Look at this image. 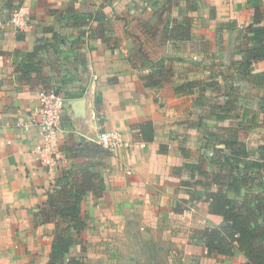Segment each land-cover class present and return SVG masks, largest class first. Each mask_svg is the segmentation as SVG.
<instances>
[{
    "label": "crops",
    "instance_id": "0c3cea01",
    "mask_svg": "<svg viewBox=\"0 0 264 264\" xmlns=\"http://www.w3.org/2000/svg\"><path fill=\"white\" fill-rule=\"evenodd\" d=\"M196 1L203 9L208 6L215 12V18L200 30L207 38H213L219 24L247 27L253 22L256 6L264 15V0ZM66 2L0 0V264L48 263L54 226L35 225L33 211L45 201L46 191L62 170L95 158L101 163L97 169L104 192L98 198L88 193L81 204L87 219L81 235L86 238L88 250L84 264H94L96 259V264L103 263L109 257L107 252L116 250V239L133 226L152 238L160 235L177 239L175 245L183 249L185 261L197 259L206 253L202 244L204 229L219 228L222 218L208 212L205 187L194 183L203 177L191 173L185 165L203 163L209 175L220 170L208 171L206 161L201 162L206 159L204 151H192L195 149L185 146L181 139L186 125L185 93L177 94L174 84L145 86L124 44L107 47L90 33L97 26L95 21L78 28L85 32L82 36L68 34L72 44L66 41V47L59 43V47L67 48L61 58L57 44L49 45L56 36L51 32L65 24L69 32H76L78 27L71 20L59 19ZM19 6L27 10L28 24L22 31L10 21L12 10ZM117 38L120 42L123 35ZM36 46L41 49L31 55ZM75 51L82 55L83 63L75 57ZM26 66L30 70L23 77ZM252 69L264 72V59ZM50 86L65 97L52 168L41 165L31 152L40 141L37 128L16 126V121L37 109L39 88ZM146 121L154 126V137L149 142L141 140L138 129ZM253 127L255 131L246 133L244 139L238 137L248 152L250 143H264V128L258 124ZM102 129L119 132L121 144L113 150L101 146L100 157L79 150L86 142L97 143ZM259 132L261 136L255 139ZM210 189L215 190L216 185L211 183ZM90 249L103 252L91 253ZM78 251L76 248L72 256ZM210 256L216 263L220 259L223 264L246 262L238 251L232 258L214 252Z\"/></svg>",
    "mask_w": 264,
    "mask_h": 264
},
{
    "label": "rangeland",
    "instance_id": "374dc122",
    "mask_svg": "<svg viewBox=\"0 0 264 264\" xmlns=\"http://www.w3.org/2000/svg\"><path fill=\"white\" fill-rule=\"evenodd\" d=\"M187 5H195V8L188 10ZM70 7L80 14L94 13L101 8L109 15L112 20L111 40L115 41L117 35H123L125 42L122 40L118 43L127 47L130 63L140 75L150 72L161 80L162 85L174 84L175 87L195 81V87L190 94H185L183 102L187 126L185 125V133L181 139L185 146L191 145V149H195L192 151H197L196 148L204 151V164L208 171H218L221 167V161L215 163L212 158L214 155L211 157L213 142L219 136L224 138L236 132L239 139H244L246 133L255 131L253 126L258 124L264 128V85L256 86L251 77L243 78L238 65L240 50L245 45L244 28L219 24L214 28L213 38L200 34L201 28L208 25L207 21L215 18L211 7L207 6L204 10L196 0H67L65 9ZM65 9L60 12L59 18L68 21V16L73 14H65ZM171 21L181 23V32L176 36L183 39H167L162 34L163 27H168ZM67 26L65 24L57 32H51L56 36L49 42L50 46H58L63 42L67 47L66 41L72 44L68 40V34L72 33L70 35L74 37L85 34L78 29L80 26L76 30V27L72 28L76 32H69ZM59 49L62 58L67 48ZM75 52V57L83 63L82 55ZM254 73L261 72L255 69ZM51 89L57 91L58 88ZM188 91L186 88L185 92ZM235 93L239 95L235 108L226 112L222 108L225 96L228 95V100L233 99ZM243 109H248L246 119L242 118ZM260 132L254 135L255 139H258V135L261 136ZM249 141L252 142L253 138ZM257 142L253 145L258 146ZM253 145H249V157L259 159L262 154L258 149H253ZM84 231L85 229L69 251L72 256L74 250L79 248L78 257L81 255V245L84 244L85 257L82 264L86 263L84 261L88 252L86 238L81 236ZM176 241L173 237L160 235L152 238L134 226L127 227L124 235L116 239V250L108 251V259L105 258L100 264H223L222 259L216 263L214 257L208 256L206 251L197 259L185 261L183 249L175 245ZM90 252L103 251L90 249ZM233 255L234 253L230 257ZM97 261L96 259L94 264Z\"/></svg>",
    "mask_w": 264,
    "mask_h": 264
},
{
    "label": "trees",
    "instance_id": "16d2710c",
    "mask_svg": "<svg viewBox=\"0 0 264 264\" xmlns=\"http://www.w3.org/2000/svg\"><path fill=\"white\" fill-rule=\"evenodd\" d=\"M193 8L195 5L193 7L187 5L188 10ZM68 12L73 16H68L67 19L77 26H86L90 21H95L97 26L90 33L100 38L107 47H116L118 38L115 41L111 40V21L101 8L94 13L80 14L70 7L66 9L65 14H69ZM180 27V22L171 21L168 27H163L162 34L167 39H183L176 36L181 32ZM244 32L245 45L240 50L241 57L238 62L242 77L245 79L251 77L256 86L264 85V73L255 74L252 69L256 62L264 59V15L260 7L254 8L253 22L244 28ZM40 49L41 47L36 46L31 55H35ZM26 68L23 77L29 73L30 67ZM140 78L145 86H159L162 83L150 72L141 74ZM194 87L195 81H188L174 89L177 94H190ZM186 88L189 89L188 92H185ZM226 98L228 95L225 96L222 108L229 112L235 108L239 95L235 93L233 99ZM243 110L242 118L248 114V109ZM138 129L142 141L149 142L153 139L154 126L151 121L140 124ZM219 137L213 142L211 154V157L214 155L212 158L215 163L221 161L219 172L209 175L203 170V163L200 162L185 165L191 173L196 172L197 176L203 177L202 180L196 179L194 183L205 187L208 212L222 218V225L219 228L204 229L203 247L208 255L214 252L231 256L238 251L246 258L244 264H264V143L258 146L262 156L253 159L249 157L245 143L238 139L236 132L224 138ZM79 150L93 157H100L103 152L101 146L94 142H86ZM73 166L76 167L64 169L55 177L45 193V201L37 204L33 211L35 225L52 223L54 226L47 264L83 263L84 244L81 245V255L78 257L69 255L77 238L87 227L86 215L81 204L88 193L98 198L104 192V181L97 169L101 166L100 161L95 158ZM211 183L216 185L215 190L210 189Z\"/></svg>",
    "mask_w": 264,
    "mask_h": 264
},
{
    "label": "built area",
    "instance_id": "2783aa9c",
    "mask_svg": "<svg viewBox=\"0 0 264 264\" xmlns=\"http://www.w3.org/2000/svg\"><path fill=\"white\" fill-rule=\"evenodd\" d=\"M10 21L17 30L27 27V10L24 6L16 7L11 12ZM38 107L23 120L16 121V126L24 129L36 127L40 141L31 152L41 165L52 168L56 163V153L61 130L62 113L65 107L64 95L48 87H40L37 92ZM97 143L105 149L113 150L121 144L119 132L102 129L97 136Z\"/></svg>",
    "mask_w": 264,
    "mask_h": 264
}]
</instances>
